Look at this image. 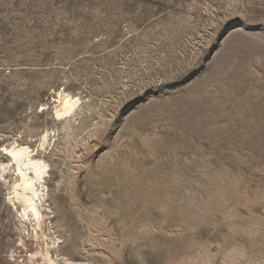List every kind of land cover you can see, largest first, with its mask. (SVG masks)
Here are the masks:
<instances>
[{
  "label": "rangeland",
  "instance_id": "374dc122",
  "mask_svg": "<svg viewBox=\"0 0 264 264\" xmlns=\"http://www.w3.org/2000/svg\"><path fill=\"white\" fill-rule=\"evenodd\" d=\"M0 149V264H264V0H0Z\"/></svg>",
  "mask_w": 264,
  "mask_h": 264
},
{
  "label": "bare ground",
  "instance_id": "6f19581e",
  "mask_svg": "<svg viewBox=\"0 0 264 264\" xmlns=\"http://www.w3.org/2000/svg\"><path fill=\"white\" fill-rule=\"evenodd\" d=\"M75 103L73 96L62 90L56 95L54 102L55 107L53 110L58 117L69 115ZM3 150H5V153L17 163V169L19 170L20 178L19 181L15 183L16 194L14 199H18L24 204L23 206L27 215L29 212H33L35 217L40 218L41 213L37 200L40 198V187L42 185V179L44 178L43 174L46 171H44V169L47 167V164L41 158L34 156V151L27 146L5 147ZM45 256H47V254ZM56 262L57 261L51 259L49 264H58Z\"/></svg>",
  "mask_w": 264,
  "mask_h": 264
}]
</instances>
